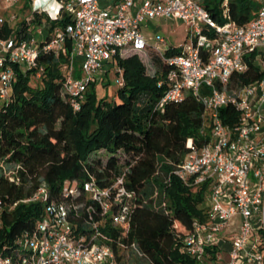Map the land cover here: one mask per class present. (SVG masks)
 I'll use <instances>...</instances> for the list:
<instances>
[{"label":"built area","instance_id":"built-area-1","mask_svg":"<svg viewBox=\"0 0 264 264\" xmlns=\"http://www.w3.org/2000/svg\"><path fill=\"white\" fill-rule=\"evenodd\" d=\"M7 1L12 5L18 2L0 0V6ZM31 1L30 15L21 25H12L16 15L10 21L0 18L1 26L8 23L13 29L8 38L0 37V113L12 100L17 66L23 73L39 69L36 78H41V53L67 55L63 84L76 111L90 85L107 68H116L117 56L143 53L148 57L154 53L170 68L159 83L167 87L159 107L193 95L205 109L201 134L210 132L211 137L202 146L188 139V155L173 171L189 187L209 184L208 222H194L193 232L184 239L187 254L205 264L208 249L219 247V234L240 217L229 259L217 255L215 264H264V79L232 86L233 76L248 70L249 54L257 53V63L264 71V0H258L257 16L246 26L230 20L227 1L224 18L228 21L223 24L199 0H53L54 6L45 0ZM64 13L70 14L72 21L65 28L56 27L52 34H46L45 21L31 28L34 15L58 20ZM26 20L30 25H23ZM161 20H176L186 26L188 33L180 46L173 47L164 35L145 34L148 22ZM67 40L72 43L69 54ZM172 50L178 53L169 56ZM116 70L123 76L122 69ZM120 85H124L123 78ZM226 106L240 113L238 125L223 122L220 111ZM20 168L0 164L4 176L16 184L21 182ZM128 171L124 169L107 187L94 181L81 186L66 183L64 200L59 202L51 200L47 184H41L26 201L42 202L46 217L17 240L18 264H121L119 257L129 251L142 257L136 244L129 246L123 241L131 230L138 199L137 192L127 185ZM83 195L85 201L78 204L76 198ZM88 199L93 203L88 204ZM164 207L169 213L167 202ZM3 208L0 196V232ZM97 212L99 219L93 214ZM85 214L88 217L81 220ZM107 229L120 230L122 235L114 238ZM0 264L16 263L13 257L0 254Z\"/></svg>","mask_w":264,"mask_h":264},{"label":"trees","instance_id":"trees-1","mask_svg":"<svg viewBox=\"0 0 264 264\" xmlns=\"http://www.w3.org/2000/svg\"><path fill=\"white\" fill-rule=\"evenodd\" d=\"M199 1L222 24L228 21L224 18L226 1L230 20L239 26L249 25L260 9L258 0ZM44 20L50 22L52 32L56 27L65 28L72 17L64 13L62 18L50 20L46 15H34L30 24H42ZM30 24L28 20L23 22L24 26ZM12 33L8 23L0 25L1 38L6 39ZM71 48L72 43L67 40L68 54ZM177 53L172 50L168 55ZM256 58L257 53L246 57L249 68L233 76L232 86L264 79ZM148 59L156 68L154 75L147 73L146 63L138 54L117 56L115 65L123 70L124 85L117 91L116 99L99 101L91 88L94 82L78 111L73 108L63 84L66 54L57 57L53 53H41L38 64L43 73L39 79L36 78L39 69L23 73L16 67L12 100L0 113V164L20 165L21 182H11L0 170V196L4 205L1 255L13 257L18 264L17 240L32 232L46 217L42 202L26 201L41 184L46 183L51 200L59 202L64 200L66 183L78 182L81 186L94 181L100 187H107L129 168L127 185L137 192L138 199L131 230L123 241L129 246L136 244L147 264H199L187 254L184 239L193 232L196 220L208 222L205 202L209 184L189 187L173 171L188 155V139H194L198 146L210 141V132L201 134L205 109L193 95L161 109L159 103L167 87L159 83L165 80L170 68L154 53ZM220 116L228 126L240 122V113L233 106L222 108ZM76 199L79 204L86 198L83 195ZM91 203L89 200L88 204ZM93 214L100 218V213ZM87 217L85 214L81 220ZM105 232L117 239L122 235L115 229ZM112 245L119 252L118 245ZM125 254L119 257L121 264Z\"/></svg>","mask_w":264,"mask_h":264},{"label":"rangeland","instance_id":"rangeland-1","mask_svg":"<svg viewBox=\"0 0 264 264\" xmlns=\"http://www.w3.org/2000/svg\"><path fill=\"white\" fill-rule=\"evenodd\" d=\"M31 3V0H18L17 4L12 5V2L7 1L0 8V18L5 19L6 21H10L12 16L16 15L17 20L12 25L16 26L18 23H20L19 25H21L25 16L30 15ZM26 4L29 8L26 7ZM161 22L164 27L166 26V34L171 37L173 43L177 46H180L184 41L183 38L187 35V30L183 26V24L180 21L176 20H161ZM150 30L154 35H156V28H152ZM138 55L146 63L147 73L154 75L156 72V68L150 64L147 55L143 53H139ZM126 57H129V55H127ZM122 78L123 76L117 73L116 68H107L105 70V73L101 75L96 84L91 87L95 91L97 99L99 101L103 99H107L109 101L116 99L117 91L121 86L120 81L122 80ZM166 201H168V198ZM205 206L206 208L208 206L207 196ZM122 264H147V262L135 252L129 251L125 254Z\"/></svg>","mask_w":264,"mask_h":264},{"label":"crops","instance_id":"crops-1","mask_svg":"<svg viewBox=\"0 0 264 264\" xmlns=\"http://www.w3.org/2000/svg\"><path fill=\"white\" fill-rule=\"evenodd\" d=\"M45 1H47L50 5L54 6L53 0H45ZM27 16L28 15H26L25 17H27ZM46 23H47V30H46L47 33L46 34H48V33L52 34L53 31L50 32V28H49L50 22H46ZM183 26L186 28L185 25H183ZM33 27H36V24L34 26H32L31 28H33ZM165 27L162 25L161 21H159V22L151 21V22L147 23V26L144 27L143 31L145 32V34L148 37H154L155 35L151 32L150 29L156 28L157 29L156 34H161V35L168 37L172 46L176 47L177 45H175L173 43L171 37L166 34ZM186 30L188 33L187 28H186ZM185 37L183 38L184 41H185ZM240 221H241L240 217H236L233 220V222L231 223L230 227L228 229H226L223 233L219 234V239H220L219 247L218 248L215 247L212 249V251H210L209 256L205 259V264H215V262H216L215 260H216L217 255H221V257L223 258L224 261H227L229 259V252L231 250L232 242L234 240V237L238 234L239 229H240ZM213 252H215V254H213Z\"/></svg>","mask_w":264,"mask_h":264}]
</instances>
